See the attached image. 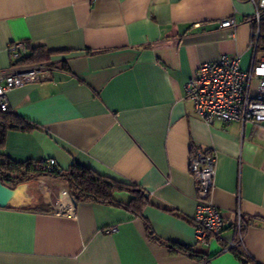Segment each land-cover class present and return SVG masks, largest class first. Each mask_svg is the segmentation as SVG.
Instances as JSON below:
<instances>
[{"label": "crops", "instance_id": "crops-1", "mask_svg": "<svg viewBox=\"0 0 264 264\" xmlns=\"http://www.w3.org/2000/svg\"><path fill=\"white\" fill-rule=\"evenodd\" d=\"M253 13L249 0H0V71L17 40L41 46L53 66L50 80L7 92L11 118L34 127L8 128L0 161L53 159L60 170L77 162L147 194L141 216L88 201L59 215L43 186L67 191L63 179L19 185L0 207V264H264V125H207L184 96L203 62L237 53L249 67ZM227 17L236 25L218 27ZM199 145L215 153L210 200L224 220L207 246L192 223L189 161ZM130 197L114 193L122 203ZM238 211L243 260L221 251L236 238Z\"/></svg>", "mask_w": 264, "mask_h": 264}, {"label": "built area", "instance_id": "built-area-1", "mask_svg": "<svg viewBox=\"0 0 264 264\" xmlns=\"http://www.w3.org/2000/svg\"><path fill=\"white\" fill-rule=\"evenodd\" d=\"M254 7L250 32L251 60L247 69L239 66L237 53L221 54L216 60L199 64L184 84V96L196 114L207 124L215 120L264 122V0H249ZM234 17L222 18L218 27H234ZM11 66L0 71V111H8L6 94L14 87L28 83H39L51 79L53 66L50 62L21 63L28 48L25 41L17 40L7 45ZM54 166L53 159L45 161ZM189 171L194 177L196 193L192 215L196 243L207 246L221 238L223 215L210 200L215 174V153L204 146L193 147L190 154ZM59 215H72L73 203L66 190L58 193ZM66 197V204L61 197ZM54 205V204H53ZM245 223L238 211L234 222L236 238L227 240L221 251L241 249ZM112 227L109 231H114ZM108 231V230H107Z\"/></svg>", "mask_w": 264, "mask_h": 264}, {"label": "trees", "instance_id": "trees-1", "mask_svg": "<svg viewBox=\"0 0 264 264\" xmlns=\"http://www.w3.org/2000/svg\"><path fill=\"white\" fill-rule=\"evenodd\" d=\"M28 56H24L23 62H42L47 54L41 46L31 47ZM9 111H0V147L3 145L5 131L8 128H19L21 130H30L34 126L20 117L11 118ZM49 177L61 178L66 182V189L69 197L75 203L79 201H88L94 203L109 204L119 206L133 215L141 216L142 207L147 202V194L138 187V185L122 180L113 179L98 174L89 167L83 166L77 162L65 169L60 170L55 166L48 167L45 162L26 160L23 162L14 161L9 157H4L0 161V181L2 184L14 189L20 183H24L32 178ZM126 192L131 195L127 203H122L114 199V193ZM146 233L152 240H156L150 225L145 224ZM171 246H175L171 244ZM236 256L242 259L243 251L241 249L233 250ZM191 257L204 259L202 253L191 252ZM246 261H248L246 259ZM204 264H208L204 262Z\"/></svg>", "mask_w": 264, "mask_h": 264}, {"label": "water", "instance_id": "water-1", "mask_svg": "<svg viewBox=\"0 0 264 264\" xmlns=\"http://www.w3.org/2000/svg\"><path fill=\"white\" fill-rule=\"evenodd\" d=\"M14 194V189L9 188L0 181V207H5L9 204L11 197ZM75 206V202L72 201Z\"/></svg>", "mask_w": 264, "mask_h": 264}, {"label": "rangeland", "instance_id": "rangeland-1", "mask_svg": "<svg viewBox=\"0 0 264 264\" xmlns=\"http://www.w3.org/2000/svg\"><path fill=\"white\" fill-rule=\"evenodd\" d=\"M261 125H264V122H261ZM39 179H41V178H39ZM36 181V179L35 178H32V179H30V180H27L26 182H24V183H20L19 185H22V184H25V183H32V182H35ZM19 185H17V186H19ZM16 186V187H17ZM43 189L44 190H46V191H48L49 192V194L51 195L50 196V201L52 202V204H54L53 206H52V209L54 210V209H57L60 205H58V200H59V196H58V192L56 191L55 192V190H52L53 188H50V186L47 184V182H45L44 183V186H43ZM68 192V191H67ZM47 195V194H46ZM49 196V195H48ZM47 196V197H48ZM52 210V211H53Z\"/></svg>", "mask_w": 264, "mask_h": 264}, {"label": "bare ground", "instance_id": "bare-ground-1", "mask_svg": "<svg viewBox=\"0 0 264 264\" xmlns=\"http://www.w3.org/2000/svg\"><path fill=\"white\" fill-rule=\"evenodd\" d=\"M61 200H62L63 203H66V202L64 201V197H63V196L61 197ZM65 200H66V198H65Z\"/></svg>", "mask_w": 264, "mask_h": 264}]
</instances>
